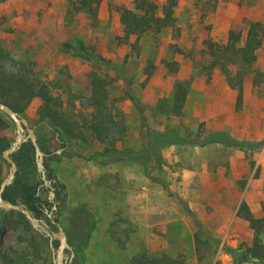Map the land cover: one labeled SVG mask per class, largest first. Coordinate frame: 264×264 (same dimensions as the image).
Wrapping results in <instances>:
<instances>
[{
	"label": "rangeland",
	"instance_id": "rangeland-1",
	"mask_svg": "<svg viewBox=\"0 0 264 264\" xmlns=\"http://www.w3.org/2000/svg\"><path fill=\"white\" fill-rule=\"evenodd\" d=\"M71 1L0 0L3 65L10 70L21 64L30 67L33 77L61 98L75 120L82 123L92 112L88 102L92 73L116 78L110 88L111 108L115 115L124 116L127 134L116 143L115 152L97 157L103 144L91 139L73 141L68 148L54 145L57 157L47 160L65 189L61 200H56L57 188L44 185L42 196L50 200L54 192L51 202L57 210L47 218L60 223L67 233L74 252L69 264H131L142 253L166 254L186 264H234L226 248H237L252 237L237 216L240 204L246 201L260 216L264 202V86L247 83L243 108L237 111V92L219 71L207 74L202 49L209 39L224 43L230 30L241 32L245 39L252 22L264 23V0H178L179 38L171 32L148 35L141 40L139 56L123 40L119 22V8L132 7L134 0H105L97 18L72 11ZM157 1L164 4L166 0ZM80 42L112 66L65 51L64 44ZM171 44H177L182 54L169 51ZM167 57L179 61L178 75L169 76L159 67L146 80L148 59L159 66ZM257 65L264 72V47ZM176 81L189 87L182 118L167 117L160 109L169 103ZM128 82L144 109L145 127L136 104L124 97ZM39 106L40 101L34 100L26 111L31 127ZM9 119L8 126L0 129V140L17 138L16 125ZM166 127L179 129L182 135L190 131L195 136L200 130L227 134L241 144L200 139L198 144L160 146L152 141L158 152L149 159L150 133ZM139 153L147 157L150 176L165 183L169 191L133 161ZM9 174L10 165L0 158L1 180ZM19 213L0 208V264H4L1 254L15 259L24 256L26 264H55L59 241L51 242L31 223V229L27 228ZM43 221L53 230L47 219ZM196 235L201 239L199 251ZM65 256L71 258V252L66 250Z\"/></svg>",
	"mask_w": 264,
	"mask_h": 264
},
{
	"label": "trees",
	"instance_id": "trees-1",
	"mask_svg": "<svg viewBox=\"0 0 264 264\" xmlns=\"http://www.w3.org/2000/svg\"><path fill=\"white\" fill-rule=\"evenodd\" d=\"M104 1L72 0L71 9L74 12H84L93 18H97L99 9ZM177 5L178 0H166L164 4L157 0H134L132 7L121 6L119 8V22L124 32L123 40L130 45L134 54L140 55L141 40L148 35H163L171 32L176 39L179 38L180 29L177 26V18L175 16ZM132 39L135 40L132 41ZM263 47L264 23L260 21L250 24L245 39H243L241 32L230 30L224 43H218L212 39L204 42L202 55L207 62L205 66L207 74L211 75L214 71H219L225 77L228 86L237 92V111H241L243 108L247 83H250L254 88L264 86V72L257 65L258 53ZM64 49L97 63L112 66L110 60L104 58L94 48L89 49L82 42L78 46L66 43L64 44ZM168 50L182 54L177 44H171ZM5 58L4 50L0 49V103L10 106L15 112L25 117L26 111L32 102L34 100L40 101L32 128H34L38 144L45 155L44 164L47 178L53 181L52 186L57 188L55 199L61 200V193L65 186L54 176L53 170L47 163V160L57 157L52 147L57 144L61 148H68L73 141L86 143L91 139L105 146L103 152L97 157L107 156L115 152L116 143L127 134L124 116L121 113L115 115L111 108L110 88L116 82V78L109 74L101 76L98 73H92L91 94L88 100L92 112L83 118L82 123H80L73 117L75 115L71 116L65 110L59 96H55L47 86L41 84L33 77V70L30 67L21 64L13 70L7 69L2 62ZM159 67L167 75L176 76L180 72L181 66L179 61L174 58L161 59L159 66L153 59H148L145 68L146 80H150ZM131 85L128 82V86L124 90V97L136 104L145 127L146 117L144 109ZM188 98V84L176 81L169 103L165 102L163 106H160V109L167 117L182 118ZM69 103L74 106L73 102ZM7 119L9 117L0 111V129L8 126ZM178 130L166 127L163 131L150 133L151 141L149 149H147V157L150 159V156L158 152V147H153L154 143L160 146L173 142L198 144L201 143L200 139H202L204 143H223L233 146L241 144L236 139L229 138L227 134H205L204 131L200 130L194 136L190 131H186L182 135ZM12 141L14 140H0V158L2 160L3 153L10 148ZM152 141L154 142L153 144ZM147 157L145 154L139 153L133 156V161L142 164L145 175L152 181L161 183L162 187L169 191L165 183L150 176ZM11 158L17 165V172L13 183L6 188L3 194L4 200L13 204L21 202L36 218L47 219L52 229L58 231L57 226L47 218L48 213L46 211L55 213V211H52L54 204L42 196L44 182L37 170L35 146L28 140L22 144L20 150L14 153ZM2 181L0 177V185ZM240 183L245 184L244 182ZM187 211L192 214L188 208ZM237 216L248 225L252 237L250 242L243 243L237 248H226L232 255L234 264H245L252 260L258 264H264V202L261 206L260 216H256L251 211L246 201L240 204ZM19 219L21 223L31 229L30 222L25 215L19 213ZM195 241L196 248L199 251L201 245L199 235L195 236ZM69 243L71 245L70 240ZM54 245L58 246V242H54ZM1 257L4 264H26L27 261L24 256L15 259L1 254ZM73 264L77 263L74 262ZM131 264H186V262L182 258L166 254L160 257H150L146 253H142L134 257Z\"/></svg>",
	"mask_w": 264,
	"mask_h": 264
},
{
	"label": "water",
	"instance_id": "water-1",
	"mask_svg": "<svg viewBox=\"0 0 264 264\" xmlns=\"http://www.w3.org/2000/svg\"><path fill=\"white\" fill-rule=\"evenodd\" d=\"M0 111L6 114L10 120H12L16 125V131H17V138L11 143L10 148H8L3 153V158L6 160V162L10 165V174L7 178H5L1 185H0V208L4 210H17L20 211L25 217L28 219V221L32 224V226L43 233H46V235L50 238L51 242L54 240L59 241L60 247L57 253V256L54 260L55 264H69L72 257L74 256V252L71 248V245L69 243L67 234L64 230V228L61 226L60 223L55 222L54 224L57 226L58 231L55 232L54 230L49 229V226L42 220L36 218L31 211L28 209L22 208L19 204H13L10 203L3 198V194L8 186H10L14 179L15 174L17 172V165L12 160L11 156L18 152L22 146V144L28 140H30L33 145L35 146V156H36V166L38 173L41 176L42 181L44 182V185L48 188H52L53 181L49 180L47 178V172L44 164V152L41 150L39 144H38V138L34 131V128L30 126L29 120L24 117L23 115L15 112L10 106L0 103ZM54 198V192H51L50 194V201H52ZM57 210L56 204L53 205L52 211ZM48 216L51 217L53 214L52 212H48ZM66 250H69L71 252V258H68L65 256Z\"/></svg>",
	"mask_w": 264,
	"mask_h": 264
}]
</instances>
